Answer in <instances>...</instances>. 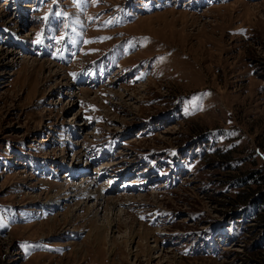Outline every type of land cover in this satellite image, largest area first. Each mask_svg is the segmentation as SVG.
Returning a JSON list of instances; mask_svg holds the SVG:
<instances>
[{"label": "rangeland", "instance_id": "rangeland-1", "mask_svg": "<svg viewBox=\"0 0 264 264\" xmlns=\"http://www.w3.org/2000/svg\"><path fill=\"white\" fill-rule=\"evenodd\" d=\"M261 189L264 0H0V264H264Z\"/></svg>", "mask_w": 264, "mask_h": 264}, {"label": "bare ground", "instance_id": "bare-ground-1", "mask_svg": "<svg viewBox=\"0 0 264 264\" xmlns=\"http://www.w3.org/2000/svg\"><path fill=\"white\" fill-rule=\"evenodd\" d=\"M39 68H40V70H42V69H46V70H48L49 71V73H50V77H52V78H54V79H58L59 78V82H58V85H60V84H65L66 82V79L63 77V76H61L58 72L56 73V71H52V67L51 66H49V65H43V64H41L40 66H39ZM52 72L54 73L53 75H52ZM67 85V84H66ZM92 184L93 183H90L89 181H85L84 183H82L81 185H80V187H82V186H84L83 187V193H84V195H85V197H90L91 195H93L94 197H96V201H98L97 202V204L98 203H100L99 201L101 200V202H102V200L103 199H101V194H100V191H97V192H92V191H90V188H91V186H92ZM113 202V201H112ZM109 205H110V203H108ZM111 204H114V203H111ZM116 204V203H115ZM98 206V205H97Z\"/></svg>", "mask_w": 264, "mask_h": 264}, {"label": "trees", "instance_id": "trees-1", "mask_svg": "<svg viewBox=\"0 0 264 264\" xmlns=\"http://www.w3.org/2000/svg\"><path fill=\"white\" fill-rule=\"evenodd\" d=\"M252 192H254V190L248 189L247 192H242V194L237 195L235 200L239 201L240 199L241 201H243L245 198L250 197ZM258 194L260 196L259 201L261 205H263V208H264V189H261V191H258ZM259 221L264 222V214L261 215Z\"/></svg>", "mask_w": 264, "mask_h": 264}, {"label": "snow or ice", "instance_id": "snow-or-ice-1", "mask_svg": "<svg viewBox=\"0 0 264 264\" xmlns=\"http://www.w3.org/2000/svg\"><path fill=\"white\" fill-rule=\"evenodd\" d=\"M37 42H39V41H37Z\"/></svg>", "mask_w": 264, "mask_h": 264}]
</instances>
